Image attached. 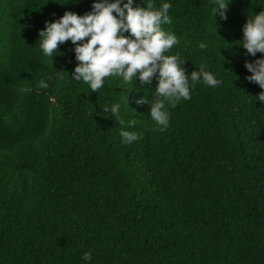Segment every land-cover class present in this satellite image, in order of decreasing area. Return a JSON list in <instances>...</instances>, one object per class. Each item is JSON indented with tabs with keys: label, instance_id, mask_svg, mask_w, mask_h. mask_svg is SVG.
I'll return each mask as SVG.
<instances>
[{
	"label": "trees",
	"instance_id": "1",
	"mask_svg": "<svg viewBox=\"0 0 264 264\" xmlns=\"http://www.w3.org/2000/svg\"><path fill=\"white\" fill-rule=\"evenodd\" d=\"M0 264H264V0H0Z\"/></svg>",
	"mask_w": 264,
	"mask_h": 264
}]
</instances>
